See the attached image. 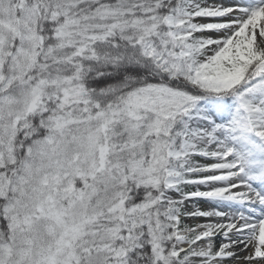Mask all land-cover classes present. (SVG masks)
<instances>
[{
    "label": "snow or ice",
    "instance_id": "1",
    "mask_svg": "<svg viewBox=\"0 0 264 264\" xmlns=\"http://www.w3.org/2000/svg\"><path fill=\"white\" fill-rule=\"evenodd\" d=\"M0 264H264V0H0Z\"/></svg>",
    "mask_w": 264,
    "mask_h": 264
}]
</instances>
